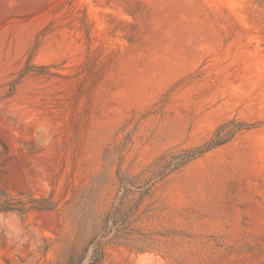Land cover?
Returning a JSON list of instances; mask_svg holds the SVG:
<instances>
[{
  "label": "rangeland",
  "instance_id": "rangeland-1",
  "mask_svg": "<svg viewBox=\"0 0 264 264\" xmlns=\"http://www.w3.org/2000/svg\"><path fill=\"white\" fill-rule=\"evenodd\" d=\"M0 264H264V0H0Z\"/></svg>",
  "mask_w": 264,
  "mask_h": 264
},
{
  "label": "trees",
  "instance_id": "trees-1",
  "mask_svg": "<svg viewBox=\"0 0 264 264\" xmlns=\"http://www.w3.org/2000/svg\"><path fill=\"white\" fill-rule=\"evenodd\" d=\"M226 141L221 140V141H217V142L211 144L206 150H203V151L199 152L198 153V157L201 156L202 154H204L206 151L211 150V149H213V148H215L217 146H220V145L224 144Z\"/></svg>",
  "mask_w": 264,
  "mask_h": 264
}]
</instances>
